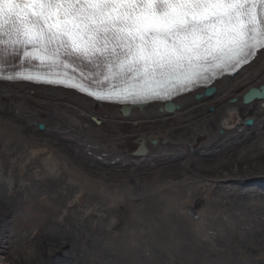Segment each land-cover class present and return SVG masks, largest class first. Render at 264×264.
<instances>
[{
  "label": "bare ground",
  "instance_id": "obj_1",
  "mask_svg": "<svg viewBox=\"0 0 264 264\" xmlns=\"http://www.w3.org/2000/svg\"><path fill=\"white\" fill-rule=\"evenodd\" d=\"M261 85L259 55L218 83L210 98H179L171 113L149 108L123 115L58 89L0 84V185L22 197L23 217L36 220L14 233L18 217L0 203V264L87 257L93 264L101 258V264H129L125 257L142 260L143 253L183 264L181 226L192 246L206 249L203 264H264V189L255 185L264 183V109L262 101L242 104L243 94ZM235 118H252L254 125L230 131ZM136 140L150 150L144 162L130 156ZM34 180L62 190L39 198L59 213L51 221L26 195ZM145 200L159 211L147 214ZM192 205L200 208L196 221L186 214ZM73 227L82 236L76 258L71 238H62ZM24 231L29 236L21 239ZM238 236L243 246L235 245Z\"/></svg>",
  "mask_w": 264,
  "mask_h": 264
},
{
  "label": "snow or ice",
  "instance_id": "obj_2",
  "mask_svg": "<svg viewBox=\"0 0 264 264\" xmlns=\"http://www.w3.org/2000/svg\"><path fill=\"white\" fill-rule=\"evenodd\" d=\"M262 49L264 0H0V82L101 105L176 106Z\"/></svg>",
  "mask_w": 264,
  "mask_h": 264
},
{
  "label": "rangeland",
  "instance_id": "obj_3",
  "mask_svg": "<svg viewBox=\"0 0 264 264\" xmlns=\"http://www.w3.org/2000/svg\"><path fill=\"white\" fill-rule=\"evenodd\" d=\"M61 189L57 188H52L50 189L49 187H45L44 184H42L39 181H32L30 189L27 190V197H29L32 202H33V210L40 215H46L47 220L51 221L53 220L54 217H56L59 213L53 209L49 208L46 205H39V198L42 193H45L46 195H49L51 193H54L55 195H58V192H61ZM67 197L69 195L67 194ZM0 203L6 207V209L12 213L13 215L17 216L18 218L15 220V223L12 225V231L15 232H20L21 229H24L25 225H30V223L36 222L34 219L30 218H25L23 217V212H24V202L21 196L18 194H15L14 196H10L9 191L7 190L6 187L3 185H0ZM141 203L144 204V207L146 209V213H155L159 211L157 209V204L154 201L151 200H145L141 201ZM44 213V214H43ZM126 219V217H125ZM66 225V224H64ZM67 226V225H66ZM50 228L54 227V224H50ZM180 232L181 234L185 235L186 238V243L182 247V251L180 254L178 253L177 256L180 257L182 260L183 264H203L204 262L202 261L205 256V248L201 246H192L191 243H193L191 237L186 234L185 228L183 226L180 227ZM159 234H162L161 232ZM29 236L28 231H24L21 235V239H25ZM62 238H71V246L69 248V251L71 254L74 256V258L78 257V249L80 247V243L82 241V236H81V231L78 228L73 227V229H68V231L63 232ZM20 239V240H21ZM16 241V240H15ZM18 242V241H17ZM243 241L240 240V238H237V243L243 246ZM226 256V255H225ZM101 261H96V264H101ZM128 261L129 264H165L164 261L159 260V261H154V259H150L149 257L143 256L142 260H126ZM73 264H93L92 259L87 258L84 259L83 262L79 260V258H76L73 262Z\"/></svg>",
  "mask_w": 264,
  "mask_h": 264
},
{
  "label": "water",
  "instance_id": "obj_4",
  "mask_svg": "<svg viewBox=\"0 0 264 264\" xmlns=\"http://www.w3.org/2000/svg\"><path fill=\"white\" fill-rule=\"evenodd\" d=\"M262 94H264V90H263ZM245 102H247V99H246V97H245ZM251 122H252V121H248V124H250ZM235 124H238V122H235ZM40 128L42 129L43 127H42V126H40Z\"/></svg>",
  "mask_w": 264,
  "mask_h": 264
}]
</instances>
